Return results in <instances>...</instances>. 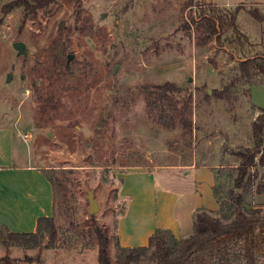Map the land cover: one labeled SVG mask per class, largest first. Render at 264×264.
I'll use <instances>...</instances> for the list:
<instances>
[{
	"label": "rangeland",
	"instance_id": "374dc122",
	"mask_svg": "<svg viewBox=\"0 0 264 264\" xmlns=\"http://www.w3.org/2000/svg\"><path fill=\"white\" fill-rule=\"evenodd\" d=\"M18 1L0 0V126L14 131L32 163L64 179L71 211L63 213L65 197L56 186V239L46 234L39 245H21L6 231L0 264L4 257L17 264H99V241L89 233V191L116 264V224L125 206L121 178L135 165L179 173L195 162L213 165L221 197L242 192L233 189L235 152L253 145L251 122L260 113L257 105L264 107V85L240 84L232 101L203 99L228 82L240 57L264 48V0H56L33 11ZM209 7L238 12L237 27L249 41L245 54L228 56L217 36L197 30ZM17 41L26 54L14 47ZM166 81L192 90L186 113L192 133L184 135L179 119L170 126L166 111L159 120L161 110L147 104L141 86ZM263 171L254 167L250 173L260 179ZM254 191L245 204L264 211V193ZM183 197L195 213V194ZM71 220L77 226L63 233ZM192 221L188 216L183 225L194 229Z\"/></svg>",
	"mask_w": 264,
	"mask_h": 264
},
{
	"label": "trees",
	"instance_id": "16d2710c",
	"mask_svg": "<svg viewBox=\"0 0 264 264\" xmlns=\"http://www.w3.org/2000/svg\"><path fill=\"white\" fill-rule=\"evenodd\" d=\"M56 0H19L28 11L43 8ZM194 0H190V5ZM237 11L223 13L214 7H209L200 13L197 20V30L209 37L217 36V42L226 52L236 57V51L245 54L249 41L237 27ZM226 43L228 45H226ZM58 58V57H57ZM59 60V58H58ZM66 67L70 69L67 61ZM230 79L221 89L205 92L204 99L211 97L232 101L234 90L238 85H253L264 83V48L253 56H242L238 65L233 69ZM145 93L149 107L161 110L160 119L167 113L169 125L175 126L177 120L184 127V135L192 133L193 123L188 118L190 105L193 101V92L189 87H184L175 82L166 81L162 84L144 85L140 88ZM176 94L183 95L181 99L175 98ZM181 103V105H179ZM253 145L241 146L235 152L239 159L237 176L234 179V190H242L235 194L229 190L228 197L220 196L218 186H215V195L219 208L215 211L200 209L194 215L193 232L186 237L178 238L170 230L158 228L149 240L147 246L122 247L116 235L117 261L116 264H264V211L261 208L245 204V198L255 189V193H264V171L260 179L258 172L251 175L254 167L264 169V109L253 120L251 125ZM54 186L62 187L64 200H62L63 213L69 214L71 204L67 198V187L64 179L55 176V172L43 170ZM56 208V207H55ZM95 215H90L92 228L89 233L95 232L98 241L99 264H114L109 250L110 240L107 232L99 227ZM71 226V227H70ZM70 226L62 229L69 231L75 225L71 220ZM7 231L8 239L23 245H39L47 234L53 241L59 233V226L55 216L40 217L35 232H14L1 228L0 237ZM6 264H17L9 261Z\"/></svg>",
	"mask_w": 264,
	"mask_h": 264
},
{
	"label": "crops",
	"instance_id": "0c3cea01",
	"mask_svg": "<svg viewBox=\"0 0 264 264\" xmlns=\"http://www.w3.org/2000/svg\"><path fill=\"white\" fill-rule=\"evenodd\" d=\"M257 109L261 113L264 107L257 105ZM21 145L16 143L11 128L0 126V228L35 232L40 217L55 216V189L42 168L27 158L25 147ZM22 155L23 161L17 163ZM214 168L195 162L193 169L186 168L184 173L168 171L167 168L151 170L140 164L125 170L119 195L125 206L116 224L119 244L122 247L147 246L158 228L170 230L178 238L189 236L193 226H184V218L189 216L192 221L202 208L213 211L219 208ZM174 181L181 184L182 190L174 188ZM192 182L194 187L188 191ZM192 192L197 200L195 213L183 197Z\"/></svg>",
	"mask_w": 264,
	"mask_h": 264
},
{
	"label": "water",
	"instance_id": "95a60500",
	"mask_svg": "<svg viewBox=\"0 0 264 264\" xmlns=\"http://www.w3.org/2000/svg\"><path fill=\"white\" fill-rule=\"evenodd\" d=\"M14 47L17 50H19L20 53H23V54L27 53V49L25 48V44L21 41L15 42ZM72 58H73V55L69 54L68 60L70 61ZM10 77H11V75L9 76V78ZM209 93H211V90L209 91ZM88 203H89V208H88L89 215H93L96 211L99 210L100 206L98 204L97 199L95 198V194L93 191L88 192Z\"/></svg>",
	"mask_w": 264,
	"mask_h": 264
},
{
	"label": "built area",
	"instance_id": "2783aa9c",
	"mask_svg": "<svg viewBox=\"0 0 264 264\" xmlns=\"http://www.w3.org/2000/svg\"><path fill=\"white\" fill-rule=\"evenodd\" d=\"M30 136H31V135H30L29 133H26V134L24 135V138H25V139H28Z\"/></svg>",
	"mask_w": 264,
	"mask_h": 264
}]
</instances>
